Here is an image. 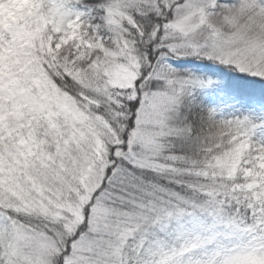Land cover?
Instances as JSON below:
<instances>
[{
	"label": "snow or ice",
	"instance_id": "obj_1",
	"mask_svg": "<svg viewBox=\"0 0 264 264\" xmlns=\"http://www.w3.org/2000/svg\"><path fill=\"white\" fill-rule=\"evenodd\" d=\"M0 264H264V0H0Z\"/></svg>",
	"mask_w": 264,
	"mask_h": 264
}]
</instances>
